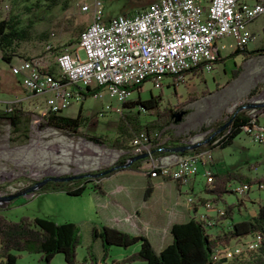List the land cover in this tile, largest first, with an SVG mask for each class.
<instances>
[{
  "label": "rangeland",
  "instance_id": "rangeland-1",
  "mask_svg": "<svg viewBox=\"0 0 264 264\" xmlns=\"http://www.w3.org/2000/svg\"><path fill=\"white\" fill-rule=\"evenodd\" d=\"M81 1L88 4L84 11L78 9L77 3ZM148 1L150 0H99V5L102 15L109 16L135 11ZM45 3L48 1L0 0V17L13 14L18 24L28 23L27 37L10 44L9 60L0 58V111H6V106L15 98L14 94L27 95L11 106L20 111L19 122L15 126L0 116V194L20 189L46 173H78L104 167L120 155L121 149L114 148L109 142L118 114L135 112L138 124H143L152 117L136 106H121L114 97L100 89L99 96L93 97L88 93L79 99L70 100L60 112L72 116L80 106L85 119L75 131L61 129L45 123L43 114L40 113L39 95L27 94L17 83L12 88L8 85V81L18 77V74L9 72L10 63L19 57L41 53L45 41L56 47L73 44L78 32L76 26L82 28L86 24L92 8V0H56L52 5H44ZM247 27L252 32V37L244 47L258 48L257 50L227 55L234 47V39L229 35H222L215 42L221 59L214 62L208 71L193 70L196 73L188 72L174 78L173 84L164 77L159 87H153L149 79H144L137 91L135 88L131 89L127 98L136 95L144 98L148 94L159 93L160 115L157 122L163 118V107L169 108L171 112H179L176 120L172 116L159 131L152 128L148 133L149 146L161 141L168 143L199 139L216 123L224 120L234 106L242 102H264V50L261 49L264 47V14L255 17ZM243 108L250 117H256L258 126L264 124V104ZM139 130L142 132L141 128ZM212 158L218 166L236 169L249 178L264 176V141L256 142L242 130L228 144L214 147ZM203 179L208 181L210 177ZM58 182L67 187L77 184L75 178ZM232 182L236 181L230 179V183ZM85 184L79 194H68L63 189L38 187L26 194L17 195L8 202L0 200V206L7 203L6 207H0V214L11 221L20 217L37 216L54 222L67 220L74 223L78 230V242L74 247L73 264H89L86 251L91 253L95 264H144L141 260H122L131 253L125 255V250L137 243L126 247L107 246L105 255L101 258V249L96 248L89 238L90 227L98 222L96 210H99L100 201L89 191L91 188L87 185L90 182ZM141 192L142 189L139 188L137 201L141 199ZM207 196L211 199V194L207 193ZM240 196L244 201L240 200L238 205L233 206V221L244 219L255 212L256 203L264 197V189L256 187V182L252 181ZM224 200L225 203L234 204L237 195L232 191L226 192ZM216 201L219 207L223 205L220 200ZM215 211L212 210L207 218L202 214L203 220L208 223L207 232L210 235L226 229V220L219 218L222 211L216 214ZM244 239H251V235L230 239L225 244L216 246H229L241 243ZM248 243H253L254 247H248ZM237 248L239 252L232 249L224 255V261L218 264L243 263L254 254L256 242H247ZM14 264L43 263L38 253L19 252ZM48 264H63L62 255L53 254Z\"/></svg>",
  "mask_w": 264,
  "mask_h": 264
},
{
  "label": "built area",
  "instance_id": "built-area-1",
  "mask_svg": "<svg viewBox=\"0 0 264 264\" xmlns=\"http://www.w3.org/2000/svg\"><path fill=\"white\" fill-rule=\"evenodd\" d=\"M77 4L79 10L88 8L84 1ZM262 14L264 0H207L204 4L197 0H150L131 13L105 17L99 0H92L89 20L73 44L56 47L45 41L41 53L19 57L9 65V72L19 75V86L27 94L40 96L43 116L60 113L72 98H81L82 92L99 96L100 89L121 104L132 87L144 79L159 87L164 77L172 83L191 70L208 71L217 56L216 39L229 35L234 46L244 45L252 37L247 25ZM19 101L14 98L5 109ZM241 130L256 142L264 141V130L257 123L242 125ZM129 144L133 153L149 150L148 138L142 132L132 136ZM209 158L206 149L183 152L166 163L147 160L145 170L146 165L157 164L158 172L148 175L182 184L196 171L197 161L207 162ZM207 169L203 167L202 176ZM256 187L262 188L261 183ZM247 188L236 183L231 191L238 196ZM190 198L185 196V202ZM203 207L212 208V203L206 200ZM196 218L203 220L202 214ZM259 240L256 234L241 243L216 246L211 257L222 258L232 248Z\"/></svg>",
  "mask_w": 264,
  "mask_h": 264
},
{
  "label": "trees",
  "instance_id": "trees-1",
  "mask_svg": "<svg viewBox=\"0 0 264 264\" xmlns=\"http://www.w3.org/2000/svg\"><path fill=\"white\" fill-rule=\"evenodd\" d=\"M47 1L48 3L44 5L56 3V0ZM27 27V22L18 24V20L13 14L0 17V58L6 61L9 60L10 56L8 50L10 44L15 40L25 39L28 35ZM80 28L81 27L76 26L78 31ZM257 49L258 48L246 49L244 45L234 46L227 55L242 52L250 53ZM261 49L264 50V47H261ZM220 59L221 56L217 54L214 62ZM191 73L196 72L191 70L190 74ZM138 87L139 84L133 86L132 89L135 88L137 91ZM88 93L89 92H82L81 97L86 96ZM159 100L160 95L156 93L153 95L148 94V96L144 98H139L138 95H136L133 98H127L121 102V106L123 107L129 108L131 106H136L138 109L140 108L146 111L149 115L151 114L152 117L146 120L145 123L138 124L135 121V112H120L114 122L113 134L109 138L110 144L116 149L127 150L129 139L140 132V128L147 138L152 128L156 131L163 128V126L171 120L172 112L169 108L163 107V118L160 122H157L158 116L160 115L158 110ZM244 103L246 102L234 106L232 110L226 114L224 120L216 123L213 128L226 121L225 125L204 143L184 149L181 152H169L162 150V147L180 145L183 144L184 141L175 140L168 143L161 141L148 147V149L151 150L149 156L153 157L167 153L179 154L189 151L211 149L213 147H223L241 130L242 125L257 123L256 117H254L252 121H249L250 116L245 112L243 107H239ZM19 115L20 111L14 108L0 111V116L5 117L12 126H15L19 122ZM43 118L45 123L50 126L75 131L85 119V116L81 114L80 106H78L72 116L61 113H46ZM260 126L264 130V124L262 123ZM207 133L208 132H206L204 136ZM130 155L131 153L129 152L120 154L112 162L102 168L108 167L114 163H121ZM137 161H139V158L132 160L127 166L112 168L99 176L75 178L77 184L72 187L62 186L58 181L47 180L41 184L39 188L63 189L68 194H79L86 186L85 183L89 181L90 184L87 186L96 192H100L97 182L94 181L95 179L115 169L134 168ZM207 177H210V179L207 182L204 181L202 191L211 194V200H220L223 203L222 214L219 218L226 220V229L222 232L210 235L207 232L208 224L202 219L191 216L185 221L171 223L168 227L170 241L157 252H154L147 239L142 235H129L121 230L104 225L97 227L91 226L89 229V238L91 240H98L101 249V258L105 255L107 246L126 247L130 244L137 243L136 250L122 259L123 261L141 260L144 264H218L224 260L220 257H211V252L216 245L225 244L230 239L259 234L260 240L258 243L256 242L254 254L240 264H264V197L256 204L255 212L252 215L236 221H233L231 218L234 204L225 203L222 198V194L231 191L224 188V183L227 180H235L237 183L245 185H249L250 182L255 181L256 183H261L264 189V176L249 178L236 169L224 168L219 171H211V174ZM31 182H33V180L29 183ZM148 191L149 188L145 184L143 196H145ZM6 204L7 203L1 206L6 207ZM77 242V226L70 221L54 222L50 219L37 216L31 218L20 217L15 221H11L0 214V264H14L17 253L19 252L38 253L39 259L42 260L43 264H48L53 254L60 253L62 255L63 264H73L74 247ZM86 256L89 258V264H95L93 262L94 260L92 261L93 258H91L92 255L89 251H86Z\"/></svg>",
  "mask_w": 264,
  "mask_h": 264
},
{
  "label": "crops",
  "instance_id": "crops-1",
  "mask_svg": "<svg viewBox=\"0 0 264 264\" xmlns=\"http://www.w3.org/2000/svg\"><path fill=\"white\" fill-rule=\"evenodd\" d=\"M197 1L200 4H204L207 0ZM131 12L132 11L128 13ZM75 41L76 39L73 40V43ZM17 61L18 58L13 63ZM18 79L19 75L17 78H12L8 81V85L12 88L17 83L19 86ZM26 96L25 94H14V97H18L20 100H23ZM213 148L206 149L210 153L209 160L207 162L197 161L196 171L182 184L169 178L148 175L150 164L146 165L145 170L147 160L166 163L173 158L175 155L174 153L153 157L147 155L145 158H139L134 168H119L98 177L94 181L97 182L100 192H96L92 189L89 190L94 196L98 197L100 201L99 210H96L99 215L98 222L97 225L93 224L92 226L97 227L104 225L116 228L129 235H142L147 239L153 251L157 252L170 241L168 227L171 223L182 222L191 216L196 217L198 214H204L207 218L209 214H212V210L220 206L217 201L209 199L207 193L201 191L202 185L204 184V179L201 174L203 167L207 166L210 169L207 171V174H205V177L209 176L213 170L219 171L224 169V167L218 166L217 162L213 160ZM132 149V145L129 144L127 150H120V154L126 152L134 154ZM208 172H210L209 175ZM236 183L237 182L230 183V180H227L224 183V188L231 190L232 186ZM145 184L148 186L149 191L143 196ZM139 188L142 189L141 199L137 201ZM243 193H245V191ZM185 196H190L192 201L189 203L185 202ZM222 198L223 200L225 199V194H222ZM206 200L212 203V208L203 207V205L206 204ZM240 200L243 202L244 198L238 195L234 205H238ZM64 221L67 220H62L60 222ZM92 243L95 244L96 248H100L98 240L95 239ZM136 247V244L131 245L128 250H125V255L134 251Z\"/></svg>",
  "mask_w": 264,
  "mask_h": 264
},
{
  "label": "water",
  "instance_id": "water-1",
  "mask_svg": "<svg viewBox=\"0 0 264 264\" xmlns=\"http://www.w3.org/2000/svg\"><path fill=\"white\" fill-rule=\"evenodd\" d=\"M262 104H264V102H254V103H247L246 102V103L240 105L239 107H243V106H261ZM178 115H179V112H172L173 120H176L178 118ZM225 123H226V121L220 123L215 128L211 129L202 138H199V139H196V140H193V141L186 140V141L183 142V144H180V145L163 146L162 150L169 151V152H181L184 149L195 147V146H197L199 144H202L205 141H207L214 133H216L219 129H221L225 125ZM150 152H151V150L141 151V152H138V153L131 154L130 156H128L121 163H114V164H111L108 167L101 168V169L95 170L93 172L82 171V172H78V173H68V174L46 173L43 176H41L40 178L34 180L33 182L29 183L28 185H26V186H24V187H22L20 189H17V190H14L12 192H8V193L0 194V200L9 201L11 198H13V197H15L17 195L26 194L28 192H31L32 190H34L35 188H38L41 184H43L47 180L58 181V180L74 179V178L83 177V176H86V177L99 176V175L107 172L108 170H110L112 168L127 166L134 159L145 158L147 156V154H149Z\"/></svg>",
  "mask_w": 264,
  "mask_h": 264
},
{
  "label": "bare ground",
  "instance_id": "bare-ground-1",
  "mask_svg": "<svg viewBox=\"0 0 264 264\" xmlns=\"http://www.w3.org/2000/svg\"><path fill=\"white\" fill-rule=\"evenodd\" d=\"M151 165H154V166H151ZM155 165H157V164H150V170H149L150 173H156V172H158V166H155ZM208 170H210V169H207V170L203 173V178H205V174H207V171H208ZM209 174H210V172H208V175H209ZM191 201H192V199L190 198V199L188 200V203L191 202ZM221 211H222V208H220V211H216V212H221ZM204 217H205V216H204ZM246 243H247V242H246ZM246 243H245L244 245H246ZM247 246L250 247V248H252V247H254V244H253V243H248ZM239 247H241V246H239ZM232 249H235V252H239V249H238L237 247L232 248ZM232 249H230V250L228 251V253L231 252ZM228 253H226L225 255H227ZM217 258H218V257H217ZM223 259H224V255H223Z\"/></svg>",
  "mask_w": 264,
  "mask_h": 264
},
{
  "label": "flooded vegetation",
  "instance_id": "flooded-vegetation-1",
  "mask_svg": "<svg viewBox=\"0 0 264 264\" xmlns=\"http://www.w3.org/2000/svg\"><path fill=\"white\" fill-rule=\"evenodd\" d=\"M99 169H100V168H99ZM95 170H96V169H94L93 171H95ZM93 171L90 170L89 172H93Z\"/></svg>",
  "mask_w": 264,
  "mask_h": 264
}]
</instances>
